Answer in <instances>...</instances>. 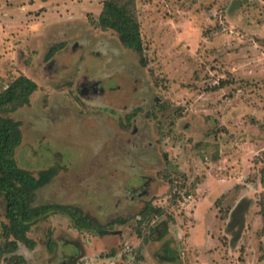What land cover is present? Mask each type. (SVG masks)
<instances>
[{
    "label": "rangeland",
    "instance_id": "rangeland-1",
    "mask_svg": "<svg viewBox=\"0 0 264 264\" xmlns=\"http://www.w3.org/2000/svg\"><path fill=\"white\" fill-rule=\"evenodd\" d=\"M103 1L0 0V92L20 75L37 86L7 114L20 124L14 159L57 172L33 206L77 207L107 226L100 236L50 215L15 254L264 264V0H134L144 65L90 23ZM3 223L0 198V245Z\"/></svg>",
    "mask_w": 264,
    "mask_h": 264
},
{
    "label": "trees",
    "instance_id": "trees-1",
    "mask_svg": "<svg viewBox=\"0 0 264 264\" xmlns=\"http://www.w3.org/2000/svg\"><path fill=\"white\" fill-rule=\"evenodd\" d=\"M90 23L103 31L115 32L122 47L135 52L140 64H145L146 47L142 42L134 0H104L100 15ZM62 47L63 43L54 45L47 57ZM36 88L33 81L20 75L0 92V198L4 201L5 217V223L2 224L5 243L0 245V257L7 254L11 256V260L15 259L16 264H25L24 257L15 254L19 243L33 249L36 243L28 237V233L35 224L50 215L65 217L71 227L82 232H93L100 236L107 232V226L100 225L77 207L62 204L33 206L37 190L48 184L57 172L51 168L34 176L18 167L14 153L21 142L20 124L7 114L28 104ZM261 161L264 163V156ZM261 179L264 180V166L261 169ZM260 215L264 230V204L260 205ZM53 245V241L48 242V249L51 250Z\"/></svg>",
    "mask_w": 264,
    "mask_h": 264
}]
</instances>
